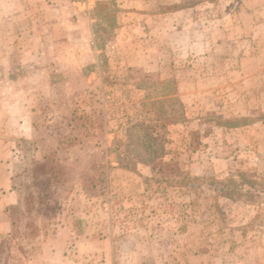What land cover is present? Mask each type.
<instances>
[{
    "label": "rangeland",
    "instance_id": "374dc122",
    "mask_svg": "<svg viewBox=\"0 0 264 264\" xmlns=\"http://www.w3.org/2000/svg\"><path fill=\"white\" fill-rule=\"evenodd\" d=\"M0 264H264V0H0Z\"/></svg>",
    "mask_w": 264,
    "mask_h": 264
},
{
    "label": "trees",
    "instance_id": "16d2710c",
    "mask_svg": "<svg viewBox=\"0 0 264 264\" xmlns=\"http://www.w3.org/2000/svg\"><path fill=\"white\" fill-rule=\"evenodd\" d=\"M152 94L153 88L147 89L142 101L139 103L141 112L144 114H149L154 111L156 100ZM174 119L173 116H156L145 120L130 122L125 130L126 141L124 151L128 152L129 149L134 150L136 157L152 163L153 170L161 172L160 165H157V161L165 151L164 142L166 140L165 134L167 132V126ZM11 224L13 226L12 233L17 232V218H14ZM13 235L14 237L10 235V238L15 240V234L13 233Z\"/></svg>",
    "mask_w": 264,
    "mask_h": 264
},
{
    "label": "crops",
    "instance_id": "0c3cea01",
    "mask_svg": "<svg viewBox=\"0 0 264 264\" xmlns=\"http://www.w3.org/2000/svg\"><path fill=\"white\" fill-rule=\"evenodd\" d=\"M15 195V196H14ZM17 195H19L18 194V192L14 189V190H12V192H11V194H10V197L12 198V199H10V201L8 202L9 204H14V203H17L18 201H19V199L17 198Z\"/></svg>",
    "mask_w": 264,
    "mask_h": 264
}]
</instances>
